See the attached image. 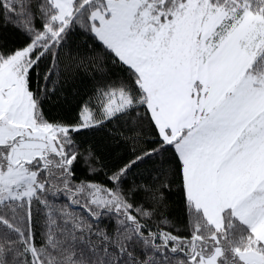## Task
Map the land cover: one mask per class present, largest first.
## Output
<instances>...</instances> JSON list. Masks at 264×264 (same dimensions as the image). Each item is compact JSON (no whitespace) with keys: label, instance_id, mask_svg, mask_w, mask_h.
Returning <instances> with one entry per match:
<instances>
[{"label":"snow or ice","instance_id":"obj_1","mask_svg":"<svg viewBox=\"0 0 264 264\" xmlns=\"http://www.w3.org/2000/svg\"><path fill=\"white\" fill-rule=\"evenodd\" d=\"M0 264H264V0H0Z\"/></svg>","mask_w":264,"mask_h":264},{"label":"trees","instance_id":"obj_2","mask_svg":"<svg viewBox=\"0 0 264 264\" xmlns=\"http://www.w3.org/2000/svg\"><path fill=\"white\" fill-rule=\"evenodd\" d=\"M87 91H88V89H84V91H82L81 95L86 94ZM72 107H75V101H71V103L69 105H65L66 109L72 108ZM83 139H89V140H93V141H100V140H102V137H100V136H97V137H94V138L93 137H85ZM101 151L102 152L104 151L103 147H101ZM124 151H125L124 149H121L120 154H123ZM105 155H107V153H105ZM106 162L107 163H111L112 161L111 160H107ZM78 175L80 176L81 179H83V174L82 173H78ZM77 211L79 212L80 210L77 209Z\"/></svg>","mask_w":264,"mask_h":264}]
</instances>
